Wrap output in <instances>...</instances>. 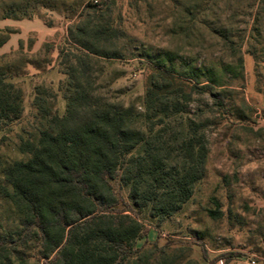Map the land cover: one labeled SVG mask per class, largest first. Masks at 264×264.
<instances>
[{"label":"trees","instance_id":"trees-1","mask_svg":"<svg viewBox=\"0 0 264 264\" xmlns=\"http://www.w3.org/2000/svg\"><path fill=\"white\" fill-rule=\"evenodd\" d=\"M84 11L57 48L65 113L58 114L53 89L36 86L32 131L23 129L17 144L28 159L0 156V200L14 217L12 227L0 221V264H177L184 248L172 255L148 242L138 248L149 234L144 221L161 224L183 210L206 174L207 132L221 116L247 117L234 88L243 81V59L215 68L174 51L148 56L142 103L126 104L106 85L103 65L123 58L125 34L105 2ZM196 13L187 17L196 21ZM13 33L0 30V49ZM43 51L55 48L45 43ZM196 101L204 107L192 112ZM24 113L23 89L0 68V131Z\"/></svg>","mask_w":264,"mask_h":264},{"label":"rangeland","instance_id":"rangeland-1","mask_svg":"<svg viewBox=\"0 0 264 264\" xmlns=\"http://www.w3.org/2000/svg\"><path fill=\"white\" fill-rule=\"evenodd\" d=\"M98 2L109 5L114 25L125 34L120 41L123 58L103 65L106 85L126 104L142 103L151 74L148 56L174 51L198 67L215 68L241 56L244 64L243 81L234 88L236 104L247 117L218 118L207 132L206 174L192 199L161 224L145 220L149 234L137 246L156 244L165 247L167 255L184 248L177 264L189 259L199 264H220L222 259L224 264H247L248 259L264 264V0H0V30L14 32L0 49V68L23 89L25 107L21 122L0 131V156L9 162L28 159L17 144L23 129L32 131L36 86L53 89L56 110L60 116L65 113L66 102L58 89L66 76L57 48L65 45L68 27L88 5ZM189 10H197L196 21L187 17ZM45 43L55 51L42 52ZM133 54L140 58L132 59ZM200 106L196 101L191 111H201ZM115 187L126 202V190ZM0 221L5 227L14 225L2 200Z\"/></svg>","mask_w":264,"mask_h":264},{"label":"built area","instance_id":"built-area-1","mask_svg":"<svg viewBox=\"0 0 264 264\" xmlns=\"http://www.w3.org/2000/svg\"><path fill=\"white\" fill-rule=\"evenodd\" d=\"M219 263H220V264H224V260H223V259L220 260ZM247 264H256V261L253 260V259H248V260H247Z\"/></svg>","mask_w":264,"mask_h":264},{"label":"crops","instance_id":"crops-1","mask_svg":"<svg viewBox=\"0 0 264 264\" xmlns=\"http://www.w3.org/2000/svg\"><path fill=\"white\" fill-rule=\"evenodd\" d=\"M143 245L139 246L138 248L142 247Z\"/></svg>","mask_w":264,"mask_h":264}]
</instances>
